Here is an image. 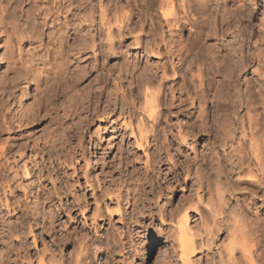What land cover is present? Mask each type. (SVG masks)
<instances>
[{
  "label": "clouds",
  "instance_id": "clouds-1",
  "mask_svg": "<svg viewBox=\"0 0 264 264\" xmlns=\"http://www.w3.org/2000/svg\"><path fill=\"white\" fill-rule=\"evenodd\" d=\"M0 264H264V0H0Z\"/></svg>",
  "mask_w": 264,
  "mask_h": 264
}]
</instances>
